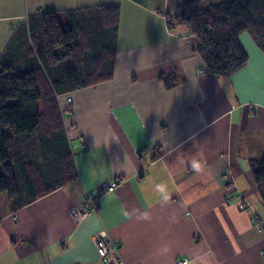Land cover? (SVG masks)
<instances>
[{"label":"crops","instance_id":"0c3cea01","mask_svg":"<svg viewBox=\"0 0 264 264\" xmlns=\"http://www.w3.org/2000/svg\"><path fill=\"white\" fill-rule=\"evenodd\" d=\"M174 1L0 0V52L33 14L120 5L113 78L66 96L76 178L21 209L0 198V264H117L99 233L125 264H264L251 169L264 158V53L244 32L246 65L207 73L188 27L168 26ZM88 192L98 210L78 220Z\"/></svg>","mask_w":264,"mask_h":264},{"label":"trees","instance_id":"16d2710c","mask_svg":"<svg viewBox=\"0 0 264 264\" xmlns=\"http://www.w3.org/2000/svg\"><path fill=\"white\" fill-rule=\"evenodd\" d=\"M175 5L170 27L173 22L188 27L207 73L229 77L246 65L239 40L244 32L264 53V0H175ZM119 13L120 5H101L33 14L26 31L13 34L0 56V194H7L13 209L76 178L66 96L113 78ZM251 169L264 200V158Z\"/></svg>","mask_w":264,"mask_h":264},{"label":"built area","instance_id":"2783aa9c","mask_svg":"<svg viewBox=\"0 0 264 264\" xmlns=\"http://www.w3.org/2000/svg\"><path fill=\"white\" fill-rule=\"evenodd\" d=\"M68 101L72 102V99L68 98ZM123 181L124 180L122 178H118L112 184H102L101 190L107 193H112ZM83 199L85 204L84 208L74 207L71 210V215L78 220L84 219L93 212H96L100 203V197L93 192L86 193ZM259 230H262L261 225L259 226ZM92 240L104 259L113 258L117 264H125L122 261V256L120 254V245L117 242L112 241L104 233H99L93 236ZM180 264H189V261L183 260L180 262Z\"/></svg>","mask_w":264,"mask_h":264},{"label":"rangeland","instance_id":"374dc122","mask_svg":"<svg viewBox=\"0 0 264 264\" xmlns=\"http://www.w3.org/2000/svg\"><path fill=\"white\" fill-rule=\"evenodd\" d=\"M174 2H175V1H174ZM173 4H174V3H173ZM173 8H174V7H173ZM171 10H172V6H171ZM171 12H173V13H172V15H169V18H170V19H171V17H173V18L175 17V16H174V11L172 10ZM16 23L18 24L19 22H16ZM7 24H8V23H5L4 25H7ZM166 24H167V23H166ZM168 26L170 27V24H168ZM3 53H4V52H0V56H1ZM3 197L6 198V199H8V196H7L6 193H1V194H0V198H3Z\"/></svg>","mask_w":264,"mask_h":264},{"label":"clouds","instance_id":"9594fccd","mask_svg":"<svg viewBox=\"0 0 264 264\" xmlns=\"http://www.w3.org/2000/svg\"><path fill=\"white\" fill-rule=\"evenodd\" d=\"M193 167H194V168H196V167H197V165L194 163V164H193Z\"/></svg>","mask_w":264,"mask_h":264}]
</instances>
